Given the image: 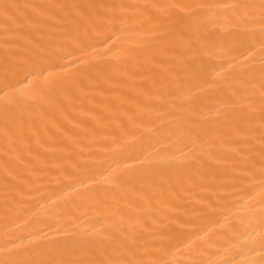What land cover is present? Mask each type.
<instances>
[{"label": "bare ground", "instance_id": "bare-ground-1", "mask_svg": "<svg viewBox=\"0 0 264 264\" xmlns=\"http://www.w3.org/2000/svg\"><path fill=\"white\" fill-rule=\"evenodd\" d=\"M0 264H264V0H0Z\"/></svg>", "mask_w": 264, "mask_h": 264}]
</instances>
